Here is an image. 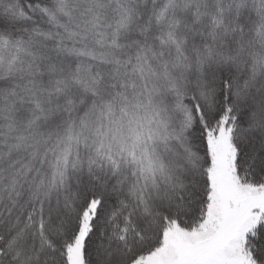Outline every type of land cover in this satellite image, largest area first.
<instances>
[{
    "label": "snow or ice",
    "instance_id": "obj_1",
    "mask_svg": "<svg viewBox=\"0 0 264 264\" xmlns=\"http://www.w3.org/2000/svg\"><path fill=\"white\" fill-rule=\"evenodd\" d=\"M0 264H264V0H0Z\"/></svg>",
    "mask_w": 264,
    "mask_h": 264
}]
</instances>
